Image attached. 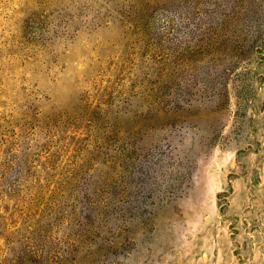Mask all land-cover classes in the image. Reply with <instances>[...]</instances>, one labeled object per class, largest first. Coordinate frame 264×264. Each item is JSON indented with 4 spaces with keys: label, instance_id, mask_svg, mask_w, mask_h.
Segmentation results:
<instances>
[{
    "label": "rangeland",
    "instance_id": "374dc122",
    "mask_svg": "<svg viewBox=\"0 0 264 264\" xmlns=\"http://www.w3.org/2000/svg\"><path fill=\"white\" fill-rule=\"evenodd\" d=\"M0 264H264V0H0Z\"/></svg>",
    "mask_w": 264,
    "mask_h": 264
}]
</instances>
